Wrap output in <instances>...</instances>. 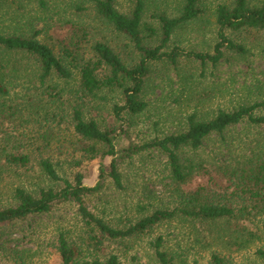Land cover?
<instances>
[{
  "label": "rangeland",
  "instance_id": "rangeland-1",
  "mask_svg": "<svg viewBox=\"0 0 264 264\" xmlns=\"http://www.w3.org/2000/svg\"><path fill=\"white\" fill-rule=\"evenodd\" d=\"M45 1L46 7H41L39 0L3 1L0 4V34L34 36L49 45L59 57L66 55L63 47L67 46L69 50H78L86 60L94 59L92 45L103 42L110 45L126 65L131 66L138 61V53L134 52L129 40L99 17L87 0ZM262 1L250 0L251 3ZM133 2L116 0L115 8L128 14ZM201 2L204 14L178 27L168 50L178 45L185 51L212 52L217 41L213 13L219 3L228 4L231 0ZM181 6L182 0H147L143 21L157 29L154 37L146 39L148 45L155 46L159 39L158 21L153 14L164 11L174 17L179 14ZM228 35L245 46V55L227 51L216 67L183 57L176 68L165 61L152 63L141 96L148 104L147 109L135 116L124 115L132 121L131 127L121 124L112 111L114 104L122 103L119 88H106L97 97L83 96L84 117L94 118L102 129L126 132L119 138L117 147L120 148L182 131L186 127L187 116L192 113L198 118L208 119L218 109L229 110L238 104L263 101L264 32L229 31ZM0 54L4 61L0 71L6 77L10 97L5 112L0 116V149L34 151L29 172L14 167L2 172L0 207L13 204L16 187L36 192L40 186L59 184L38 175L36 150L40 147H46L44 156L56 164L60 175L73 180L79 173L84 184L95 185L99 181L100 165L106 168L111 159L101 154L104 147L96 145L99 152L94 159L85 158L77 151L66 155L76 145L70 108L74 98L68 92L76 85L75 80L66 81L54 75L45 87L40 86L34 76L36 67L28 55L8 51ZM72 71L77 76L76 71ZM51 84L65 88L61 100H55V95L47 88ZM259 111L264 113V108ZM248 132L258 134L254 130L248 131L243 125L228 132V143H232L230 151L238 154L242 151L238 141ZM217 146L219 138L213 137L194 156L205 157ZM224 158H229L227 150L221 152V161ZM120 171L123 189L117 190L106 178L101 189L86 198L88 208L108 224L123 227L127 221L137 220L155 208L174 207L176 202L169 190L164 155L156 151L139 152L124 160ZM204 182L205 177L194 178L182 188L190 191ZM139 205L146 209H138ZM76 210L72 201L58 202L47 213L30 214L0 226V264H61L56 249L57 231L70 230L73 241L83 235ZM235 224L242 225L243 222L207 223L178 215L146 234L106 241L102 253L117 254L122 264H157L150 243L157 236H162V248L172 256V264H210L212 252L218 253L224 264H264L254 254L256 248L264 247V234L246 248L236 249L227 239ZM215 229H224V238H218Z\"/></svg>",
  "mask_w": 264,
  "mask_h": 264
},
{
  "label": "trees",
  "instance_id": "trees-1",
  "mask_svg": "<svg viewBox=\"0 0 264 264\" xmlns=\"http://www.w3.org/2000/svg\"><path fill=\"white\" fill-rule=\"evenodd\" d=\"M3 1L5 0H0V4ZM87 1L115 32L129 40L134 52L138 53L137 62L131 66L126 65L114 49L103 42H95L92 45L94 59L86 60L78 50H69L67 46L63 47L66 55L59 57L49 45L34 36L0 34V53L8 51L28 55L32 59L31 64L36 67L34 76L40 86L45 87L46 82L54 75L66 81L75 80L76 85L68 92H71L74 98L70 108L76 145H73L72 151H67L66 155L77 151L85 158L94 159L99 152L96 145L101 144L104 147L101 154L110 156L111 159L106 168L100 165L99 181L88 186L84 184L83 176L79 173L74 175L73 180L60 175L56 164L50 157L44 156L46 147L38 148V175L59 184L40 186L36 192L24 187L14 188L13 204L0 207V226L24 219L30 214L47 213L58 202H74L83 235L73 241L70 230L57 231L56 249L61 264H122L115 253L103 255L104 242L146 234L155 226L178 215L207 223H230L232 220L243 222L244 225L235 224L234 228L230 229L231 232H227V239L236 249L246 248L254 241L260 240L264 234V113L259 110L264 108V100L238 104L229 110L218 109L214 116L208 119L198 118L192 113L187 116L186 127L182 131L161 138L155 137L139 145L131 144L118 148L119 138L126 132L114 128L102 129L94 118L84 117L82 97H97L98 93L106 88H119L122 103L114 104L112 111L121 124L131 127L132 121L124 115L135 116L147 109L148 104L141 96L152 63L165 61L176 68L179 59L183 57L216 67L227 51L245 55V46L231 39L228 32H264V1L251 3L250 0H231L228 4L219 3L213 13L217 41L211 53L185 51L178 45L167 49L178 27L204 14L201 0H182L180 12L174 17L168 16L164 11L154 13L159 31L158 44L155 46L146 43V39L154 37L157 31L143 21L147 0H134L128 14H123L115 8L116 0ZM39 2L41 7H46L45 0ZM2 60L0 54V68L4 62ZM72 70L76 71L77 76H74ZM47 88L53 92L55 100H61L64 87L58 88L57 84H51ZM9 98L6 77L0 71V116L5 112ZM58 117L60 120V115ZM238 125L258 133L254 135L248 132L243 135L238 141L242 146L239 154L230 151L232 143L229 144L227 138L228 132ZM213 137L219 138V146L211 149L205 157L194 156ZM222 150L228 151L229 158L221 161ZM142 151H156L165 156L168 186L176 203L170 209L155 208L137 220L127 221L123 227L110 225L88 208L86 198L97 193L106 178L117 190L123 189L120 166L124 160ZM33 152L32 149H0V181L2 172L9 167L23 168L29 172ZM201 177H205V182L198 184L194 189L185 191L182 188L194 178ZM138 209L146 208L139 205ZM223 230L215 229L218 238H224ZM150 244L157 264H172V256L162 248V236H157ZM254 254L264 261V247L256 248ZM209 259L210 264H224L223 258L216 252H212Z\"/></svg>",
  "mask_w": 264,
  "mask_h": 264
}]
</instances>
